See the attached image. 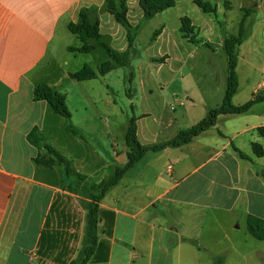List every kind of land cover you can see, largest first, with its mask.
Returning a JSON list of instances; mask_svg holds the SVG:
<instances>
[{
    "label": "crops",
    "instance_id": "1",
    "mask_svg": "<svg viewBox=\"0 0 264 264\" xmlns=\"http://www.w3.org/2000/svg\"><path fill=\"white\" fill-rule=\"evenodd\" d=\"M104 1L0 0V264H68L82 247L79 206L84 199L89 202L84 183H99L125 162L112 147L113 137L101 149L87 145L95 136L96 118L84 119L82 135L71 112L68 121L47 101L33 97L34 88L44 83L63 93L68 107L67 89L96 79L70 77L102 57L91 39V51L69 50L82 45L68 29L69 23L79 21L82 9L95 8L91 16L98 19L100 41L119 53L128 49L126 30L104 9ZM179 3L175 0L174 6L147 21L138 0H126L129 22L140 24L128 75L129 101L137 112L136 138L144 147L166 143L197 123L221 104L225 91L227 35L193 20L188 35L182 30L185 15L172 24L144 26ZM157 28L158 35L150 41ZM253 37L252 29L238 50ZM220 50L226 58L224 72L217 70ZM118 68L124 66L115 65L100 76L107 88ZM229 116H219L214 126L179 147L146 151L108 189L99 202L113 212L105 264H153L155 247L163 256L156 264H170L174 252L190 256L206 250L202 238H208L212 264H223L228 254L246 244L256 243L259 255L264 254V240L247 226L249 216L264 219V154L257 156L253 150L255 143L264 151V137L257 132L262 124ZM43 143L69 161L70 172ZM75 148L81 149L80 158ZM46 224L47 241L40 247ZM143 224L148 232L137 230ZM182 261L191 262L190 257Z\"/></svg>",
    "mask_w": 264,
    "mask_h": 264
},
{
    "label": "rangeland",
    "instance_id": "2",
    "mask_svg": "<svg viewBox=\"0 0 264 264\" xmlns=\"http://www.w3.org/2000/svg\"><path fill=\"white\" fill-rule=\"evenodd\" d=\"M196 1V0H195ZM207 6V10H199L190 0H180L177 8L168 13V15H159L157 19L151 20L144 26H159L163 21L174 23L178 16H188L184 24L192 26L191 21L202 26H215L216 32L225 35L236 33L238 26L243 19L242 6L253 7L254 12L245 18V26L248 35L252 29L254 37L251 41L244 42L238 50V62L236 72L238 76V89L234 94L233 103L239 105L249 100L253 96L264 95V0H200ZM149 20V19H148ZM147 20V21H148ZM146 21V22H147ZM253 27V28H252ZM151 30H149L150 33ZM90 43V42H89ZM217 70L224 72L226 67V58L223 50L217 54ZM124 59V58H123ZM84 60L80 63L82 64ZM93 64L87 63L91 70L96 73V79L91 84L82 83L80 87L68 88V111L73 115V123L78 125L79 132L84 135V119L96 118L95 136L91 137L87 145L90 147L104 148L110 145V137H113L112 147L124 163L115 166H122L127 161L129 148L125 143V133L128 126L129 118L137 112L132 110L129 98L131 97V81L128 75L129 66L118 68L111 75L108 81L109 87L104 86L100 78V67L105 63L106 68L113 69L118 62L110 60L102 50V57H98ZM124 63V62H123ZM120 64V63H118ZM128 67V68H125ZM109 69V70H110ZM99 77V78H97ZM111 86V87H110ZM113 100L114 105L108 104V100ZM67 105V104H66ZM227 118L241 119L248 123L264 125V101L254 103L245 113L239 115H230ZM108 135V137H107ZM113 149V148H112ZM74 155L77 158L82 156L81 149L75 148ZM114 166V167H115ZM112 168L111 173L114 170ZM110 173V174H111ZM92 186L98 183L89 182ZM87 202L84 199V205L79 206L81 213L79 218L83 221L85 228V214L87 211ZM79 228V231H81ZM101 232V225L98 227ZM137 230L148 232L150 229L146 225L138 226ZM204 230H207L205 227ZM205 236V234H203ZM206 237V236H205ZM252 242H257L252 239ZM202 244L206 246V250L200 253H194L190 256L178 255L177 252L172 254L170 264H189L182 260H188L190 264H212L213 256L208 245V238H202ZM156 246V244H155ZM260 251L256 243L246 244L239 248L236 253L228 254L223 264H264V254L259 255ZM154 263L162 262L163 256L158 252V248L154 249ZM182 258V260H180ZM156 259V260H155ZM180 260V261H179ZM153 263V264H154ZM136 264V263H135ZM137 264H146V261H139Z\"/></svg>",
    "mask_w": 264,
    "mask_h": 264
},
{
    "label": "trees",
    "instance_id": "3",
    "mask_svg": "<svg viewBox=\"0 0 264 264\" xmlns=\"http://www.w3.org/2000/svg\"><path fill=\"white\" fill-rule=\"evenodd\" d=\"M143 9V20L152 18L157 13L174 6L175 0H138ZM194 2L205 11L207 6L200 0ZM104 9L112 14L116 21L120 23L126 30L128 49L122 53L113 51L104 42L100 41L98 33V19L91 14L95 13V8H84L79 13V21L77 23H69L68 29L70 32L76 34L82 42L78 48L70 47V51L89 52L94 48V45L89 43V39L94 40L96 44L104 51L109 59L114 60L119 66H130L129 53L132 50L137 25H132L126 16V0H105ZM243 19L241 20L236 33L229 34L224 39V51L227 57V77L226 86L221 104L213 109H210L206 116L189 128L180 130L177 135L170 141L153 145L150 147L141 146L136 138V124L134 114L129 118L128 126L125 133V143L129 148L127 161L122 166H115L113 172L105 179L100 181L95 186L89 187L84 183V195L89 199L87 203V211L85 214V228L82 239V247L77 252L76 256L71 259L68 264H105L107 261L108 238L111 236V229L113 225V212L100 207L99 202L104 197L105 193L110 187L115 185L120 178L131 169L137 161H139L146 151H158L165 147H179L193 138L199 136L204 131L216 124L217 118L221 115H239L245 113L254 103L264 101V95L253 96L242 104L235 105L232 98L238 89V76L236 66L238 62V46L248 37V31L245 26V18L254 12L253 7L242 6ZM189 19L187 16L181 19L182 30L189 35L191 29L185 26V20ZM160 28L153 31L150 41H153L158 35ZM190 39L196 42H203L202 39H197L191 35ZM205 43V42H204ZM205 45L209 46L208 43ZM124 58V59H123ZM124 62V63H123ZM103 63L100 67V75L107 72L110 68L105 67ZM72 79L81 81L93 79L96 73L91 70L88 64H83L80 69L70 73ZM33 97L36 100H45L51 109L57 114L69 121L71 114L67 109L65 96L63 93L53 90L44 83L38 84L33 90ZM259 135L264 137V125L257 128ZM44 148L54 157L58 164L64 165L68 172H70L69 161L60 155L56 150L52 149L48 144L43 143ZM253 150L257 156H262L264 151L258 144L253 143ZM242 155V154H241ZM243 156V155H242ZM39 160V159H37ZM48 164L51 161H46ZM264 179V169L262 171ZM91 190V191H90ZM101 225V232L98 227ZM249 232L257 239L264 240V219L249 216L247 221ZM48 225L42 230L40 236V247L43 242L47 241Z\"/></svg>",
    "mask_w": 264,
    "mask_h": 264
}]
</instances>
